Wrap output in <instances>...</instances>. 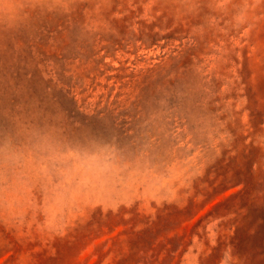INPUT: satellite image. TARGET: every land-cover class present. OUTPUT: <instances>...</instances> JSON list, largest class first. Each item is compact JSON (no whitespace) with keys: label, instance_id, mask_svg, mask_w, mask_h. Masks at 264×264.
<instances>
[{"label":"rangeland","instance_id":"374dc122","mask_svg":"<svg viewBox=\"0 0 264 264\" xmlns=\"http://www.w3.org/2000/svg\"><path fill=\"white\" fill-rule=\"evenodd\" d=\"M0 264H264V0H0Z\"/></svg>","mask_w":264,"mask_h":264}]
</instances>
